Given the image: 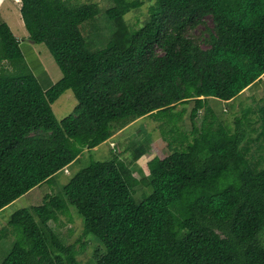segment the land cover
<instances>
[{
	"label": "trees",
	"instance_id": "1",
	"mask_svg": "<svg viewBox=\"0 0 264 264\" xmlns=\"http://www.w3.org/2000/svg\"><path fill=\"white\" fill-rule=\"evenodd\" d=\"M114 2L99 24L93 3L21 0L29 40L62 74L47 89L0 21V210L139 117L174 115L170 152L157 155L144 136L133 142L148 174L114 150L90 155L58 192L10 215L0 264H81L51 225L67 203L100 242L93 264H264V96L242 112L256 115L257 157L239 118L230 130L207 107L195 121L208 98L232 100L264 75V0H154L135 30L123 15L142 1ZM90 19L85 38L79 25ZM199 24L206 36L187 32ZM68 89L76 105L57 121L51 104ZM189 101L191 129H182Z\"/></svg>",
	"mask_w": 264,
	"mask_h": 264
},
{
	"label": "rangeland",
	"instance_id": "2",
	"mask_svg": "<svg viewBox=\"0 0 264 264\" xmlns=\"http://www.w3.org/2000/svg\"><path fill=\"white\" fill-rule=\"evenodd\" d=\"M95 1V0H94ZM142 5L134 10H131L125 13L124 19L129 25L132 30L137 29L140 27L144 21L148 17V10L149 6L153 3L154 0H141ZM96 8L98 9V13L96 18H98L102 13L106 11L107 8L113 5L112 0H97ZM95 18V19H96ZM95 19H90L84 21L79 25V29L81 33L86 35L89 31V23L94 21ZM205 24L208 26L212 25L211 18L209 16L205 17ZM105 19L103 17L98 18L99 24H104ZM93 23V22H92ZM204 24H199L196 27L189 29L187 32L192 35H202L206 36L204 32ZM85 37V36H84ZM86 38V37H85ZM88 41L89 47L91 46L92 39H86ZM29 45V47H26ZM207 44L202 43V46L206 47ZM19 48L23 54L24 61L29 68V70L37 77L41 76V67L38 64L40 61L44 68L48 71L53 83L59 80L62 76L59 67L57 66L56 62L54 61L53 57L49 53L46 46L42 43H21ZM91 48V47H90ZM31 49L34 50L32 53ZM91 49H97L91 48ZM51 84H49L50 86ZM264 96V75L261 76V80L256 82L253 85H249L246 89L244 88L243 91L234 97L232 100L224 101L217 98H208L207 104L202 108L198 116L195 118L197 124H201L203 122L204 114L207 107H209L214 116L218 120H222L223 125H226L230 130L234 128V119L239 118L241 123V127L243 131L246 133L245 140L242 143L243 145H247L249 147V154L257 157L262 151H257L256 145L253 139L256 137V130L258 128V121L256 119V115L254 113H249L247 118L243 115V110L248 106L255 107L254 105L260 101V99ZM76 105V99L73 95V92L68 89L64 91L52 104L51 108L55 115L57 121L62 120L65 116H67L72 109ZM194 105L193 101H189L187 103V111H185L183 115L182 129L186 127L191 129L190 125V109ZM179 107H183L180 105ZM182 115V113H181ZM210 119V116L207 120ZM171 120L175 121L174 115H154V116H142L139 117L127 125L122 127L121 129L115 130L114 133L103 143L98 145L97 147L93 148L92 150H84L80 155L79 162H73L62 170L57 172L54 177L50 180L43 182L39 186H36L29 191H27L24 195L20 196L13 202L6 205L3 209L0 210V229L8 224V220L10 215L20 207H26L29 205H37L43 202L44 196L46 194H55L58 192L61 187L67 183L70 177L76 173L80 168L86 166L89 161L90 155H93L92 159L95 160H107L111 157L112 151L115 153L120 154V158L125 160L127 164L135 169H139L141 165L137 162L138 160L134 159L135 146H131V144L137 143V145H145V143L141 140V137H145L150 141L151 145L153 144V148L157 155L159 156H166L169 154L170 149L167 145V142H163L160 140V137L163 139H170L176 133H171L170 128L172 127ZM210 121V120H209ZM208 121V122H209ZM216 121V120H215ZM207 122V123H208ZM176 125V124H175ZM198 125V126H199ZM163 139V140H164ZM191 140V136H190ZM141 141V142H140ZM134 142V143H133ZM264 144V142H262ZM119 148V149H118ZM118 149V150H115ZM120 152V153H119ZM133 157V158H131ZM128 158L130 160L128 161ZM137 162V163H136ZM151 164H146V166L142 165V169L145 174H148L150 171ZM148 193L150 192V186H147ZM144 194L137 197L136 199H142ZM67 207L69 208L64 213H59L57 216V220L54 224V229L61 235L63 241L66 244H74L75 249L77 251V259L81 264H93L94 263V253L96 250L99 252L102 251V247L99 244L100 242L89 235L82 234V218L76 212L75 208L67 203ZM14 236L11 233H7V247H5L4 252L2 253V248L0 247V260L6 254L8 249L10 248L11 241L13 240ZM264 240V236H262ZM0 240H2L1 233H0Z\"/></svg>",
	"mask_w": 264,
	"mask_h": 264
},
{
	"label": "crops",
	"instance_id": "3",
	"mask_svg": "<svg viewBox=\"0 0 264 264\" xmlns=\"http://www.w3.org/2000/svg\"><path fill=\"white\" fill-rule=\"evenodd\" d=\"M69 1L74 4L93 3L95 6L98 3L97 0L95 1L94 0H69ZM112 1H113V5L111 7L115 5L114 0ZM20 8H21V0H0V21H3L8 25V27L10 28L14 36L17 38L19 45L22 42L31 43V41L28 38V33L24 27L23 20L21 18ZM26 47H29V45H26ZM31 51L32 53L34 52L33 49H31ZM38 64L41 67V76H39V78H37L36 76L35 77L38 79L43 89H47L49 87V84L51 85L53 84V81L48 71L46 70V68L43 67L40 61L38 62ZM185 129L187 128L185 127ZM160 140L165 142L161 137H160ZM151 146L153 147L154 145L152 144ZM138 158L139 159L137 162L141 165V167L142 165L146 166V164H148L149 158L144 157V156L138 157ZM129 160L130 158H128V161Z\"/></svg>",
	"mask_w": 264,
	"mask_h": 264
}]
</instances>
